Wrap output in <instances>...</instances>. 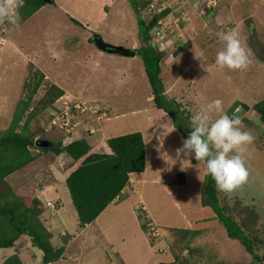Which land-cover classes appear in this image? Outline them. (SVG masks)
<instances>
[{"label":"crops","instance_id":"obj_1","mask_svg":"<svg viewBox=\"0 0 264 264\" xmlns=\"http://www.w3.org/2000/svg\"><path fill=\"white\" fill-rule=\"evenodd\" d=\"M53 1L54 5H44L25 21L22 20L19 22L20 26L16 28L18 30L22 24L25 23L24 25L31 26L33 28L35 26V29L45 31V27L47 26L54 29L51 30L52 32H49L51 35L46 36L47 33L39 35L36 31L35 34H31L32 36H35V40L29 42L28 40L25 41V37L18 33L14 36L17 31L15 30L13 31L14 34L11 36L12 40L9 44L13 46L15 50L18 47L27 59L30 52L31 59H28V61L32 65V70L38 71L41 78L44 75L42 78V80H45L44 82L49 81L57 88L72 92L82 99L100 100L110 108L111 115L106 118L103 124H101L100 130L95 133L94 136H89L86 139L90 146V153L110 154L111 151L106 144V140L132 132H140L145 148V167L144 171L141 173L129 174V179L131 178L134 183L132 185L133 188L132 186L125 188L124 196L120 201H112L99 214L93 223L86 225L81 229L77 226V217L75 210L71 205V200L67 202V205H71V219L75 217L76 222L74 228L69 229L67 224L69 226H73V221H71V219L66 218L62 221L58 219L57 214L59 213L60 203H55L54 201H51L52 199L43 200L40 198L43 195L44 189H48V192L55 190L54 186L51 187L50 184L56 185L57 183H61L62 180L65 181L68 175L64 173L63 176L57 177L54 172L47 170L51 180L48 178L46 182L45 179L40 180L42 181V184H45L47 187H42L37 192L31 191L28 193V196L24 197L28 199L36 198L41 202L43 212L40 219L43 221L44 226L51 234L52 232H54V234L57 232V225H59L58 227L62 226L59 228L58 234H55L57 242L56 245L53 244L52 237L51 242L56 248L59 246L64 247L63 258L52 264L169 263L170 260L166 262L162 260L168 259L169 254L167 253V255L157 250L162 246L167 247L165 244L166 240L157 246L151 247V233L143 227V217H140L137 212L139 211V208L137 211L135 210V204L140 202L141 205H143V208H145L146 211V217L161 229L162 233H164V238L165 235L170 234L168 229H181L198 232L208 228L207 226H210L215 221V216L209 207H203L200 203V190L205 176L204 163L203 161H196L192 156H183V154H181L180 157H177L176 149L182 145L184 138L182 134L173 126L169 116L162 110L156 109L152 106L153 96L151 94V88L147 82L148 80L145 75L141 59L138 60L139 67L136 69L140 71L141 79L146 80V83L148 84L146 97L149 96V98L145 97V102L142 108L135 106L120 108L116 106L115 103L106 100V95H103L100 99L92 97L93 93L90 90L98 89L102 87L104 83L108 82L109 78H111L110 75H113L111 66L117 64L120 57L123 59L130 57L126 59L127 62H129L128 59H132L134 61L137 56L135 54V50L138 47L137 20L127 5V1ZM114 7H119L126 16V23L129 28L128 33L133 41L128 46L122 43L120 40L121 38H116L113 41H104L103 39L102 30L104 29V24L109 17V13ZM190 10L191 9L188 11L189 13ZM236 15L237 14H235V16ZM228 16H230V13ZM223 18L227 19V12L225 14L222 13L221 18L219 19L222 21L224 20ZM219 19L218 24L220 22ZM72 20L78 22V24ZM114 20L117 19L115 18L111 21ZM216 23L217 22H214V18L210 23L206 21V24H203L200 29L198 28V31L195 25H191V33L189 35L185 33L186 40H179L178 50L174 54V59L171 60L174 61V63L168 64L170 65L169 73L171 77H173V81L171 82V80L166 78V95L174 96V99H183L179 89L181 88L179 86V79L182 80L185 78L186 76L183 75H187L190 71V67L199 60H201L200 63L202 64L210 63L208 65L209 67L206 69L208 72L212 71L213 74H215V71L220 69L215 65V61H209L208 63V59L210 60L214 54L212 53L213 55L211 54L208 58L204 53L207 52L205 49H209L210 45L214 50V45L216 41L219 40L217 34L220 33L222 29L217 27ZM235 24H237L236 20ZM36 34L39 36H36ZM19 35L22 36V38H19ZM93 35H98L99 39L104 43L133 50L134 55L120 56L113 53L110 54L103 52L97 48H95L93 50L95 52H93L90 47L91 38H94ZM46 38H49V46H52L51 49L54 48L57 50L56 53H43V45L39 41L45 40ZM239 38L242 46L245 48L249 56L251 50H249V52L247 51V39L241 33H239ZM91 43L93 44L94 42ZM23 44L25 45L22 47ZM85 46H89L87 50L90 49L89 52L92 51V54L88 56L86 55L87 52L84 50L86 48ZM26 51H28V55H26ZM194 52H196L195 55H193ZM98 53L101 54V59L98 58L96 60L93 57ZM104 54H108L109 56ZM253 54L258 57L255 53ZM103 56L107 57L106 60H103ZM71 58L74 60L70 61ZM66 61H69V63ZM254 61H257V59H251V62ZM175 64L179 67L174 68ZM85 66H87L86 70L83 69ZM181 66H184V71L179 73ZM71 68H73L76 72H73ZM232 72L234 75L238 72V70H232ZM163 73L165 72L162 71L160 77L163 76ZM175 73L179 74L176 75ZM199 77L200 75L193 76L191 78H194L196 81L199 80ZM191 78L188 80L189 82L191 81ZM235 83L237 84V82ZM185 87L188 90L190 88V84H187ZM76 91H79V93ZM80 94H82L83 97H81ZM209 94L210 93L205 94L203 99H200L204 104L203 106L210 103V97L213 96H207ZM235 104L236 105H233L232 107L226 108L224 111L229 110L230 113L234 111L231 115L235 114L239 116L241 114L242 123H244L246 127L258 128L260 126L261 123L259 119L256 118L253 110L251 109V106L254 103L249 104L237 101ZM138 120H140V122H138ZM257 120L259 122H257ZM260 137H262V135ZM61 155L67 157L66 154ZM244 158L247 164L249 163L253 166V168H255L254 171L248 167V171H252L249 176L253 180L255 191L259 193L253 197H264V184L262 186L263 191L259 190L257 188L256 180L261 179L264 181V179L261 178L263 172L261 171L262 166H259V164H252L250 159L247 157ZM68 159L71 167L76 163L81 162V160L72 162L70 158ZM45 160H47V162H44L43 164H50L51 168L50 157L46 156ZM180 173L183 174V185L174 183L177 175ZM239 187L232 192L239 191ZM239 192H241V190ZM238 194L239 197H242L240 193ZM46 202H53L54 207L56 205V209L54 210L55 212L50 211L46 207ZM212 217L214 219H211ZM59 238L63 240V243L60 242ZM16 247L17 248L0 249V264H2V261L5 258L9 257L16 251L19 255L21 263L23 264L21 255L23 251H26L24 249L25 247L28 249L32 248L29 250L31 251V254L32 250L34 252L33 247L30 246V243L26 241L25 238L19 240L16 243ZM32 257L34 258V262L42 264L40 261L41 256L39 257L34 252ZM35 258L38 259V261Z\"/></svg>","mask_w":264,"mask_h":264},{"label":"rangeland","instance_id":"obj_2","mask_svg":"<svg viewBox=\"0 0 264 264\" xmlns=\"http://www.w3.org/2000/svg\"><path fill=\"white\" fill-rule=\"evenodd\" d=\"M226 12H227V19L223 18L224 20L221 21L219 18H221L222 13L225 14ZM229 13L230 16H228ZM235 14L237 15L235 16ZM189 15H190L189 24H187L182 28V30L188 35L192 31L191 25H195L198 31V28L200 29L203 24H206V21L210 23L211 20L214 18V22H217L216 23L217 27L222 29L221 32L228 31V29L226 28L229 27L230 28L229 30L234 28L238 31V33L243 34L247 39L246 43L248 46L247 47L248 52L251 49H249L250 47L247 38V31L243 25V20L244 18L251 16L253 17L255 23L257 36L260 42L264 44V0H223L220 3V6H218V8L215 9L213 12H208L205 18L204 17L202 18L201 15L196 14L194 10H190ZM109 17H108L109 20L107 19V21L104 24V29L102 30V36L104 41L107 40L113 41L116 38H121L120 40L122 41V43H124L127 46L130 45L131 42L133 41L131 36H129L128 33L129 28H128V24L126 23V16L123 13V11H120L119 7L118 8L114 7L112 11L109 13ZM113 17H115L117 20L111 21L112 19H115ZM218 19L220 20L219 24H218ZM19 20L21 22V19H18L17 21L18 25L16 24L15 26L9 25L6 21L0 22V32L4 30V32L1 33V36L4 39L3 47L0 48V129L7 128L11 120L12 114L15 110L16 104L18 103L17 101L27 100V97L31 95L30 88H32L33 86L30 88L27 87L24 88L23 86L25 83L29 82L32 79L34 80L36 77H37V81H34V83L40 82L39 84H37L36 89L32 91L33 93L31 95L30 104H32L33 106L34 105L38 106V100L44 97V95L46 94L44 84L51 85L49 81L44 82L45 80H42L44 75L42 78L40 77L39 79L38 73L36 74L35 71L32 70V65L28 61V59L29 60L31 59L30 52H29V57L27 59V57L23 54V52H21V50L18 49V47L15 50L14 47L9 44L10 41L12 40L11 36H13L14 34L13 31L17 30L16 28L20 26ZM235 20L237 21V24H235ZM23 21H25V19ZM24 24H22V26L16 31L14 36H16V34L18 33L26 38V39L24 38L25 41L28 40L29 42L35 40V36H32L31 34H35L36 31L39 33V35L47 33L46 36H49L51 35L49 32H52L51 30H54L53 28L46 26L45 31H41L39 29H35V26L33 28L31 26H27ZM20 35L18 37L22 38V36ZM39 35L36 34V36ZM93 39L94 38H91L92 41ZM39 42L42 43L43 45L42 47L43 53L53 54L57 52V50H55L54 48L51 49L52 46H49L50 44L49 38H46L45 40L42 41L40 40ZM25 44H23L22 47ZM85 47L86 48L84 50H86V52L88 53V54L86 53L87 56L92 54V51L95 48H97L95 44L94 43L92 44L91 42H90V47L92 48V51L89 52L90 49L87 50L89 46H85ZM222 48H223V42L218 40L214 45V50L212 49L211 45L209 46V49H205V51H207L204 52L206 57L210 56L212 53L214 54V56L211 57L210 60L208 59V63L209 61L210 62L215 61V55L217 51L221 50ZM171 49L176 52L178 50V47H176L175 44H173L171 46ZM25 53L26 55H28V51H26ZM195 54L196 52L193 53V55ZM136 55L137 56L134 59V61L132 59H128L129 62H127L126 59L130 57L123 59L122 57L119 58L117 56L119 58V62L111 66L113 75H110L111 78H109L108 82L104 83L102 87L98 89L90 90L93 93L92 97L100 99L103 95H106V100L115 103V105L120 108H126L131 106L142 108L145 102L146 94L148 92V84L146 83V80L141 79L140 71L136 69L139 67L138 66L139 64L138 60L140 59L139 52H137ZM106 56H103L104 57L103 60H106L107 58ZM248 57L250 62L247 68L244 70H238V72L240 71L241 72L240 73L237 72L234 75L232 69H228V68H223V69L220 68L218 69V71L217 70L215 71V74H213L212 71L208 72L206 69L209 67L208 65L210 63L202 64L200 63L201 60L193 64L190 67V71L188 72V74L183 75L186 77L183 78L182 80L179 79L180 82L179 86L181 87L179 89L183 99L182 98L175 99V101L181 105L182 109H187L189 111V115L188 116L178 115L177 117L178 118L182 117L183 119L187 118V120H190L195 113H197L198 111H200L202 108L205 107L203 106L204 104L203 102H201V100L203 99V96L208 93L210 94L207 96H213L210 97L211 101L217 98L223 101L224 110L228 107H232L233 105H236L235 103L237 101H242L251 104V103H257L258 101L264 99V59L261 56L256 57L251 51ZM73 58H71L70 61L71 60L73 61L74 60ZM93 58L96 60L98 58L101 59V54L98 53ZM251 59H257V61L251 62ZM66 62L69 63V61ZM171 63H174V61H169L167 63H165L164 61L162 63V71H164L165 73H163V76L161 77V82L164 88H165L166 78L171 80V82L173 81V77H171L169 73L170 65H168ZM175 67H179V66L175 64L174 68ZM86 68L87 66H85L83 69L86 70ZM183 68L184 66L183 67L181 66L179 73L180 72L182 73L184 71ZM71 70L73 72H76L73 68H71ZM34 74L36 77L34 76ZM197 75H200L199 80L195 81L194 78H191ZM190 78L191 81L189 82L188 80ZM235 82H237V84ZM187 84H190V88L188 90L185 87L187 86ZM47 89L49 90V88ZM62 91H63L62 95L66 94L64 96L68 98V101L72 98L75 99L77 102H83L82 99L79 96L75 95L74 93L65 90ZM85 91H89V90H85ZM85 91H80V92H85ZM76 92L79 93V91ZM173 92L171 93L174 94ZM62 95H60L59 97H61ZM80 95L81 97H83L82 94ZM167 96L168 98L171 99L175 98L174 96L171 95H167ZM146 98H149V96H147ZM94 102L101 104L104 107V109H107L108 107L100 100H94ZM49 106L43 111L37 113L36 119L34 120L36 124L34 121L30 122L28 129L30 131L34 130L35 136L38 135L40 137L43 136L44 134L42 135L40 133L41 130L38 129V124H37L38 121L41 122L42 120V126L44 128V133L46 138L45 140L51 143H56L58 141H61L62 139L63 129L61 126L62 125L61 122L63 120L61 114H57V116H59V118L61 119L60 122L57 124L56 123L51 124L50 119L52 120V118L51 117L49 118L50 116L49 113H51L52 106L51 107ZM63 108L64 106L62 108L60 107V109ZM30 110L31 108L29 106L25 116L28 114V111ZM83 111H85V109H83ZM57 112L59 111L57 110ZM225 112L228 113L229 115H231L232 112L234 113V111L230 113L229 110H226ZM72 115L74 116L75 113H73ZM78 115L79 116L73 118L75 119V122H77L78 124L77 127H75V131L77 132L76 136H78L77 138L79 139L86 135L85 133L86 129L90 125H92L89 123V120L93 119V117L89 114H84V112L78 113ZM212 115L214 119L216 117V114L213 113ZM107 117L109 116L104 115V117L98 118L99 120H97V122L95 121L94 125H96L98 129L94 132V134L100 130L101 124H103V122L106 120ZM23 121L24 119L21 120L19 126L17 127V131L20 130ZM138 122H140V120H138ZM241 128L242 130L248 131L254 137L252 144L246 146V152L244 153V157L250 159L252 164L255 165L259 164V166H262L261 171L263 172L261 178L264 179V139L260 137L261 132H259L257 127L254 128L246 127L244 123H242ZM94 134H92L91 136H94ZM51 153L53 152L43 151L37 147H31L30 148V154L32 158L31 161L27 163L22 169L15 171L14 173L11 174V176L9 175L10 177L7 176L5 179L6 184L11 186V188H13L19 195L28 196V193L31 191L37 192L42 187H47L45 184H42V181H40L41 179H45L46 182L47 178L51 180L47 173V170L54 172V174L57 177H59V176H63L64 173L69 174L80 164L78 162L72 167L68 168V165L70 164V161L68 159L69 157L67 158L63 155H54ZM46 156L50 157L51 168H50V164H43L44 162L45 163L47 162V160H45ZM62 156L66 161L62 158ZM57 160L64 163L65 165L64 169H59V167L57 166L58 165ZM246 164L247 162L245 161V167L247 168V170L248 167H250L255 171V168H253L252 165L248 163L246 166ZM250 173H252V171H248L247 180L239 187V189L241 190L240 194L242 195V197H239V194H237V192H235L237 195H234L235 194L234 192H224L219 190L220 192L219 200L221 207H223L226 214L230 215L238 224H240L245 229L247 234H251V235L254 234L259 238L261 237L264 238V197L261 198H257L256 196L253 197L254 195H257L259 193L255 191V186H253L254 185L253 180L249 176ZM256 180H257V188L259 190H262L264 181L261 179H256ZM130 181L132 182L131 178ZM64 183L65 181L62 180L61 183H57L56 185L50 184L51 187L54 186L55 190H53L52 192L50 191L48 192V189L46 190L44 189L43 195L40 197L43 200L52 199L51 201H54L55 203L56 202L60 203L59 213L57 214L58 219L60 221L66 218L71 219L70 210L72 208L70 206L72 205V203L69 206L67 205V202H69V200L71 199L70 196H68V189L66 188V184ZM0 190L3 193H5L4 190L7 189L3 190L2 187ZM124 191L125 188L122 190V194H124ZM0 195L2 194L0 193ZM46 207L50 211L55 212L53 202L52 203L46 202ZM138 208L139 206L137 207V209ZM137 212L139 213L140 217L141 216L143 217V224L146 221H150L145 215L146 212L145 208L139 209V211ZM211 219L214 218L212 217ZM214 220L215 221L210 226H207L208 228L203 229L202 231H198L201 232L198 236L191 237L192 239L190 242L191 244L190 248H192L193 251L195 250V252H189V249H187V247L185 246L187 245L185 241L186 237L181 236L184 234L181 235L179 234L180 237L178 238H176V236L173 237L170 236L171 237L170 238L168 235H165L166 236L165 244L167 245V247L162 246L160 249H157L158 251H161L165 254L168 253L170 256V257L168 256V259H162L164 262L170 260L169 263H164V264H250L251 258L248 256L246 250L240 244V242H238L237 240L229 239L226 236V232L223 226L221 225L220 221L217 218H215ZM71 221H73V226H69L67 224V227L69 229L74 228L76 221L78 224V220L76 218L75 221V217L72 218ZM58 226L59 225H57V229H56L57 232H55V234H58L59 228L62 227V226L60 227ZM157 228L160 229L159 227ZM173 230H181V229H173ZM55 234L54 232H52L51 234L54 245H56L57 243L55 239L56 237ZM175 234L178 235L177 233ZM22 239L23 237L20 238V240ZM59 240L61 243H63L62 242L63 240L61 238H59ZM158 244H152V245L157 246ZM26 247L24 248L26 251H23L21 255L23 264H38V262H34V258L32 257V255H34L35 252L40 257L41 255L40 252L36 248H33L34 252L32 250V254H31V251L29 250L32 248L28 249ZM262 247H260V249H257L256 252L260 256L264 255V248ZM176 257H178L179 259H176ZM36 260L38 261V259ZM257 264H264V261H261Z\"/></svg>","mask_w":264,"mask_h":264},{"label":"trees","instance_id":"obj_3","mask_svg":"<svg viewBox=\"0 0 264 264\" xmlns=\"http://www.w3.org/2000/svg\"><path fill=\"white\" fill-rule=\"evenodd\" d=\"M126 1L137 20L138 47L135 50V54L139 52V57L143 62L145 75L153 96L152 106L165 112L171 119L173 126L185 139L191 131L189 128L190 120H187V118L183 119L182 117L178 118L177 116H188L189 111L187 109H182L181 105L177 103L174 98H168L165 94V88L160 77L162 63L164 61L167 63L173 60L174 55L170 56L168 50H160L157 43L152 40L150 34L157 20L166 16L169 9L167 8L160 14L153 16L151 13H146V10L154 0ZM46 4L54 5V1L22 0L17 10L18 19H21V21L24 19L26 20ZM196 14L198 13L196 12ZM206 14L207 11L205 15ZM205 15H202V18ZM72 21L78 24V22ZM189 22L190 15L189 21L183 25L182 28L189 24ZM98 39V35L94 36V40ZM94 40H91V42H94ZM131 52L132 51H129L128 56H131ZM114 54L122 56L120 53ZM33 71H35L36 74L38 73L40 79V73L36 70ZM34 81H37V77L25 83L23 86L24 88L33 86L30 88L31 95L33 93L32 91L36 89L37 84L40 83H34ZM44 85L45 87H43L45 88L46 94L38 100V106L30 104L31 95L27 97V100H18L7 128L0 129V189L2 187L3 190L7 189L4 190L5 193L0 190L2 194L0 195V249L17 248L16 243L23 237L30 243L31 247L36 248L40 252V261L42 264H52L63 258L64 247L60 246L56 248L53 246L51 242V233L40 219L43 212L41 202L36 198L28 199L23 195H18L11 186L6 184V177L22 169L31 161V147H37L43 151H52L56 155L66 154L72 162L81 160L80 164L72 170L65 179L71 203L77 216V226L81 229L93 223L113 199L115 200L116 197H118V200L122 199L124 196L122 190L124 188H129V174L141 173L144 171L145 148L140 132H132L106 140V144L111 151L110 154L89 152L90 146L86 139L91 136V134H86L84 137L77 138L73 142L65 145H63L61 141H58L52 143L48 148L40 147L38 145L40 140L46 139L42 120L37 123L38 129L41 130L40 133L42 135L44 134L41 137L39 135L35 136L34 130L30 131L28 129L29 124L36 119L38 112L46 109L56 98L63 94L61 89L52 84ZM47 88H49V90ZM82 101L94 102V99H82ZM29 106L31 110L28 111V114L25 116ZM251 109L261 123L258 130L264 138V99L254 103ZM103 112L107 116L111 115L109 107L103 109ZM239 117L241 118V114ZM22 119H24L23 124L20 130L17 131V127ZM89 123L94 125L95 119L89 120ZM70 167L71 165L69 164L68 168ZM174 183L179 185L184 184L182 173L177 175ZM239 191H237V194L240 193ZM237 194L235 193L234 195ZM200 203L203 207H209L211 209L215 218L220 221L229 239L240 242L251 258L250 264H257L264 261V255L260 256L256 253L257 249L264 246V238H259L254 234H247L240 224L230 215L226 214L220 204L219 190L216 188L212 178L206 174L200 190ZM136 205L137 203L135 206ZM54 209H56V205ZM168 231L170 232L168 235L169 237L176 236V238H178L181 234H184L181 236L186 237L185 241L187 245L185 246L189 249V252H195V250L193 251V249L190 248L191 237L198 236L201 232L173 229H168ZM160 235L158 240L150 239L151 244H158V242L159 244L163 243L166 236L164 238L163 234ZM153 246L155 245H151V247ZM176 259L179 258L176 257ZM2 264L22 263L16 251L5 258Z\"/></svg>","mask_w":264,"mask_h":264},{"label":"clouds","instance_id":"obj_4","mask_svg":"<svg viewBox=\"0 0 264 264\" xmlns=\"http://www.w3.org/2000/svg\"><path fill=\"white\" fill-rule=\"evenodd\" d=\"M20 2L22 0H0V22L6 21L15 26ZM217 36L223 42V48L217 51L215 64L221 69H246L250 61L238 31L233 28L220 32ZM213 113L216 114L214 119ZM241 125V118L235 114H227L223 101L217 98L191 117V131L176 149L177 157L183 154L194 157L196 161H203L205 174L212 178L216 188L232 192L248 178L244 153L246 146L254 140L248 131L242 130ZM118 201L113 199V202ZM140 207L143 205L140 204ZM159 231L161 233V229Z\"/></svg>","mask_w":264,"mask_h":264},{"label":"built area","instance_id":"obj_5","mask_svg":"<svg viewBox=\"0 0 264 264\" xmlns=\"http://www.w3.org/2000/svg\"><path fill=\"white\" fill-rule=\"evenodd\" d=\"M222 1L223 0H154L147 8L146 13H151V15L154 16L160 14L167 8L169 9V12L163 18L158 19L153 26L150 31L152 40L157 43L160 50L167 49L170 56L174 55L175 51L171 49V46L175 44V46L178 47L179 40H186V34L182 30V26L189 21V9L194 10L202 16L205 15L206 11L208 13V11L215 10ZM206 16L207 14L204 18ZM226 29L229 30L230 28L227 27ZM2 32H4V30L0 32V47L3 46L4 42V39L1 36ZM64 95L55 99L49 106H52L51 113H49V118H52V120L50 119L51 124H57L60 122L61 119L57 114H61L62 116L63 121L61 122V126L63 129V135L61 142L63 145L73 142L78 137L76 136L77 132L75 131V127H77L78 124L73 118L79 116L78 113L84 112V114H89L96 122L99 120L98 118L104 117L105 115L104 112H101L104 107L97 102H77L72 98L68 101V98ZM63 106L64 108L60 109V107L62 108ZM83 109H85V111H83ZM57 110L59 112H57ZM71 113H75V115L73 116ZM97 129L96 125H90L85 133L92 135ZM57 161L59 169H64V163L59 160ZM128 182H131L130 179ZM115 201H118V197L115 198ZM142 208L143 207L139 206V209ZM144 227L145 230L151 233L152 240H154V238H152V233L157 237L159 236L160 231L152 222H144Z\"/></svg>","mask_w":264,"mask_h":264},{"label":"water","instance_id":"obj_6","mask_svg":"<svg viewBox=\"0 0 264 264\" xmlns=\"http://www.w3.org/2000/svg\"><path fill=\"white\" fill-rule=\"evenodd\" d=\"M243 25L247 31V38H248L249 47L251 51L258 56H262V58L264 59V54H263L264 46L262 45V43L260 42L257 36L256 27H255L253 18L251 16H248L247 18H245L243 20ZM94 44L99 50L110 53V54L120 53L122 54V56H128V53L130 51L121 46H113V45L104 43L99 39L95 40ZM133 55H134V52L132 51L131 56ZM38 145L42 148H48L49 146L52 145V143L47 140H40Z\"/></svg>","mask_w":264,"mask_h":264},{"label":"bare ground","instance_id":"obj_7","mask_svg":"<svg viewBox=\"0 0 264 264\" xmlns=\"http://www.w3.org/2000/svg\"><path fill=\"white\" fill-rule=\"evenodd\" d=\"M131 185H133V181H132V182H128V187H130ZM140 204H141L140 202L137 203V205L135 206V210L137 209L138 206H140ZM148 230H149V229H148ZM160 236H161L160 233H159V236H158V237L155 236V235L152 233V237L154 238V240H155V239L158 240V239L160 238Z\"/></svg>","mask_w":264,"mask_h":264},{"label":"flooded vegetation","instance_id":"obj_8","mask_svg":"<svg viewBox=\"0 0 264 264\" xmlns=\"http://www.w3.org/2000/svg\"><path fill=\"white\" fill-rule=\"evenodd\" d=\"M263 54H264V52H263ZM260 55V54H259ZM262 57V56H261Z\"/></svg>","mask_w":264,"mask_h":264}]
</instances>
